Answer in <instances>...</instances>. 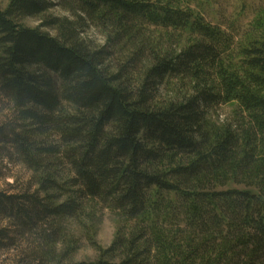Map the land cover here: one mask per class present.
I'll use <instances>...</instances> for the list:
<instances>
[{
  "label": "trees",
  "instance_id": "obj_1",
  "mask_svg": "<svg viewBox=\"0 0 264 264\" xmlns=\"http://www.w3.org/2000/svg\"><path fill=\"white\" fill-rule=\"evenodd\" d=\"M58 1L74 19H44L55 35L20 23L55 0L0 9V88L14 111L0 143L40 174L32 192L0 193V211L50 226V264H264V39L235 48L175 0ZM86 21L108 30L106 45L81 37ZM109 45L130 51L115 73ZM170 80L188 92L158 105ZM231 101L246 123L209 125L208 109ZM87 200L118 211L129 232L94 261H54L55 221Z\"/></svg>",
  "mask_w": 264,
  "mask_h": 264
},
{
  "label": "rangeland",
  "instance_id": "obj_2",
  "mask_svg": "<svg viewBox=\"0 0 264 264\" xmlns=\"http://www.w3.org/2000/svg\"><path fill=\"white\" fill-rule=\"evenodd\" d=\"M181 7L188 8L194 14L201 15L207 22L220 27L233 38V47L251 39H264V0H175ZM9 0H0V9H4ZM50 17H68L74 15L64 4L55 0V6L45 13L33 17H24L20 23L30 28H40L42 32L55 35L52 27L41 26L44 19ZM81 37L93 47L99 48L108 43V30L90 21L81 27ZM153 29V28H152ZM162 33L161 29L153 32L154 38ZM188 30L183 37H188ZM112 55L107 62L109 73H115L118 66L130 55L127 47L108 46ZM143 64L137 72L132 73L131 81L137 80ZM33 70L34 68H28ZM188 89L177 80H170L160 87L158 105H165L173 100H180ZM207 120L214 128L232 124L244 125V115L231 101L215 105L208 109ZM14 118L11 103L0 88V124L8 123ZM56 175L65 177L68 168L59 162L55 167ZM39 172L27 168L12 152L9 146L0 143V193L23 194L36 188ZM240 187V186H238ZM65 198V197H64ZM63 198V199H64ZM14 217L0 211V264H50L43 251L45 233H50V226L38 222L37 225L22 226ZM60 228L59 238L50 247L54 250L55 260L63 263L94 261L100 249L110 245L119 234L126 235L130 226L120 213L110 209L98 200L85 201L81 211L72 217H63L55 221Z\"/></svg>",
  "mask_w": 264,
  "mask_h": 264
}]
</instances>
